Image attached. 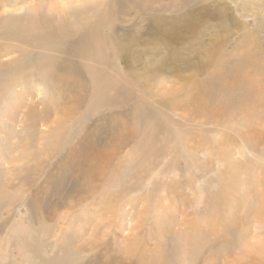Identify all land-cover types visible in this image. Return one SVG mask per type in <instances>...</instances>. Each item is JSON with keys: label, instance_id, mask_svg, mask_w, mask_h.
Wrapping results in <instances>:
<instances>
[{"label": "rangeland", "instance_id": "1", "mask_svg": "<svg viewBox=\"0 0 264 264\" xmlns=\"http://www.w3.org/2000/svg\"><path fill=\"white\" fill-rule=\"evenodd\" d=\"M115 6L130 66L108 119L76 115L68 140L54 142L58 118L72 117L50 109L48 89L52 118L37 130L0 116V264H264V0ZM147 109L183 136L149 177L139 146L162 119ZM81 133L91 150L68 153Z\"/></svg>", "mask_w": 264, "mask_h": 264}, {"label": "bare ground", "instance_id": "2", "mask_svg": "<svg viewBox=\"0 0 264 264\" xmlns=\"http://www.w3.org/2000/svg\"><path fill=\"white\" fill-rule=\"evenodd\" d=\"M91 2L94 3L92 0H0V116H21L22 125L31 121L30 129L37 130L46 118H52L49 109H43L47 101L44 104L41 98V94L48 89L46 92H50V109L72 117L68 120L67 115L66 122L56 117L61 122H57L59 128L52 133L56 134L54 142H60L68 140L72 129L71 132L67 130L77 124L76 115L84 116L88 110H99L103 112L98 117L100 121L101 118L108 119L104 111L110 110L113 105L119 108L124 95L122 70L130 66L124 41L116 37L113 26V20L116 19L113 18V7L120 5L122 0H112L105 9H97ZM111 70L112 74L121 78V82L120 79L119 83L111 79L113 75L108 74ZM57 94L62 96L58 97ZM148 113L162 119L159 123L162 129L158 128L157 122L148 127L144 133V140H148H142L139 146L142 148L139 159L148 164L146 167L149 168L146 173L143 172L144 167L139 165V172L147 177L161 170L163 164H166L163 162L165 157L178 151L183 143V136L175 127L180 126L178 122L169 117H159L154 111L148 110ZM116 117H121L119 111ZM84 136L87 137L81 133L74 139L75 145L68 149V153L74 154L80 149L91 150ZM162 138L164 143L167 141L166 146L163 147L162 143L163 148L156 150L153 143ZM118 149L115 154L116 171L121 168L118 160L121 152ZM88 157L80 155V162L85 160L86 163ZM148 160L151 162L148 163ZM83 172L86 173V169ZM99 172L102 173L101 170ZM110 172L104 174L107 179L112 178ZM87 173L90 174V171L87 170ZM93 174L94 171L91 172ZM115 195L105 192V199H112Z\"/></svg>", "mask_w": 264, "mask_h": 264}]
</instances>
